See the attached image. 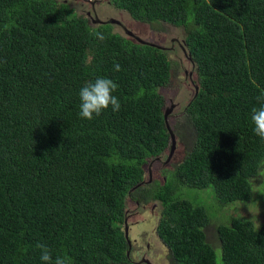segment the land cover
<instances>
[{
    "label": "trees",
    "instance_id": "1",
    "mask_svg": "<svg viewBox=\"0 0 264 264\" xmlns=\"http://www.w3.org/2000/svg\"><path fill=\"white\" fill-rule=\"evenodd\" d=\"M108 1L185 32L197 86L171 128L183 156L161 169L163 181L146 180L148 160L171 145L166 50L62 0H0V264H42L38 243L71 264H140L128 198L160 203L171 264H264V225L244 215L218 222L219 263L209 209L181 190L212 187L223 206L252 199L251 179L264 171L250 120L264 91V0ZM99 76L117 83L121 110L83 119L79 90Z\"/></svg>",
    "mask_w": 264,
    "mask_h": 264
},
{
    "label": "rangeland",
    "instance_id": "2",
    "mask_svg": "<svg viewBox=\"0 0 264 264\" xmlns=\"http://www.w3.org/2000/svg\"><path fill=\"white\" fill-rule=\"evenodd\" d=\"M62 2L68 3L76 14L86 15L91 21L110 24L116 34L136 41L156 44L166 50L171 61L172 74L169 84L161 87L160 92L170 104L168 125L172 128L179 118L177 114L193 97L197 86L195 66L183 44L184 30L165 21L141 22L128 11L113 6L108 0H62ZM171 145L163 156L148 160L145 165L146 180L163 181L165 176L161 175V169H171V163H175L183 156L184 150L178 139L174 149ZM257 179L261 180L260 184L256 183ZM251 183L253 196L250 201H235L226 206L216 200L212 187L203 189L182 187L181 189L184 191V197L209 209V215L214 220L207 231L211 241L218 246L215 249L219 263L221 248L216 236L219 223H228L232 217L244 215L253 220L256 228L264 225V171H260L258 176L252 178ZM161 208L158 201L138 203L131 198L127 200L128 214L125 226L131 239L130 255L140 264H171L169 248L157 234Z\"/></svg>",
    "mask_w": 264,
    "mask_h": 264
},
{
    "label": "clouds",
    "instance_id": "3",
    "mask_svg": "<svg viewBox=\"0 0 264 264\" xmlns=\"http://www.w3.org/2000/svg\"><path fill=\"white\" fill-rule=\"evenodd\" d=\"M191 23V22H189ZM93 35L100 41L105 39L103 33L96 32ZM121 66L114 64V71H120ZM118 85L111 78L99 76L94 81H88L79 90V116L92 120L98 117L109 107L116 113L121 110V101L114 95ZM257 105L250 111L252 131L261 141H264V91L256 97ZM36 248L40 251L42 264H71L70 258L63 255H54L48 245L38 243Z\"/></svg>",
    "mask_w": 264,
    "mask_h": 264
},
{
    "label": "water",
    "instance_id": "4",
    "mask_svg": "<svg viewBox=\"0 0 264 264\" xmlns=\"http://www.w3.org/2000/svg\"><path fill=\"white\" fill-rule=\"evenodd\" d=\"M170 110H166L165 112V118L167 119V116H168V113H169ZM168 129H169V132L171 134V142H172V149H174L175 145H176V135L173 133L171 127L168 125ZM126 235H128V231H127V228H126Z\"/></svg>",
    "mask_w": 264,
    "mask_h": 264
}]
</instances>
